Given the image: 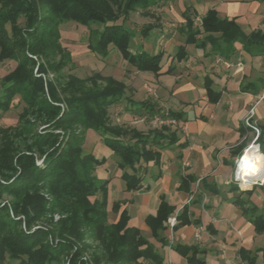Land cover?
<instances>
[{
  "label": "trees",
  "instance_id": "1",
  "mask_svg": "<svg viewBox=\"0 0 264 264\" xmlns=\"http://www.w3.org/2000/svg\"><path fill=\"white\" fill-rule=\"evenodd\" d=\"M157 1L0 0V64L7 60L15 62L0 78V111L10 110L15 98L22 105L16 124L0 126V197H11L9 205H0V264L16 259L19 264H85L80 258L90 247L84 241L85 235L105 250L98 252L95 248L91 252L92 264L113 259L126 264H144L143 260L168 264L141 230L128 224L129 215L125 209L120 210L121 202L111 204L118 216L109 222L106 183H99L95 175V168L105 160L85 150L83 143L87 130L95 131L117 155L119 166L132 170L122 176L126 187L134 190L140 187L141 178L136 164L141 159L158 161L159 150L178 140L176 131L167 125L142 132L113 124L108 107L128 99L125 83L99 71L85 77L62 75L72 56L60 42L59 28L65 21L83 25L88 28L87 47L97 57H106L113 47L137 70L159 74L162 53L132 52L134 32L126 24L131 12L148 15ZM21 17L23 24L19 23ZM185 26V43L203 46L209 39L214 49L220 51L222 47L230 49L234 41L240 40L248 48L254 44L263 48V33L245 34L233 18H220L215 9L206 11L200 27L194 26L188 16ZM149 29L151 25L146 24L140 32ZM200 33H207L201 41L197 39ZM211 33L219 35L214 37ZM184 54V46L180 45L175 56L180 59ZM48 72L56 74V79L49 80ZM206 87L211 94L209 83ZM213 95L214 102L218 93ZM136 103L144 110L142 114L156 112L146 101ZM166 114L180 117L174 111ZM257 142L264 154L263 132ZM186 181L182 180L181 187ZM261 189L264 196V182ZM253 190H243L248 196L235 198V202L255 230L264 232V209L249 203ZM171 211L172 207L162 199L156 215L146 218L152 235L162 244L166 240L159 236V231L166 229L164 223ZM53 212L63 216L56 221L46 218ZM177 218L180 224L188 221L186 208ZM37 221H45L47 228L32 229ZM174 249L186 255L189 264H205L197 257L200 250L196 246L176 244ZM256 251H262L264 258V247ZM244 254L245 250H241Z\"/></svg>",
  "mask_w": 264,
  "mask_h": 264
},
{
  "label": "crops",
  "instance_id": "2",
  "mask_svg": "<svg viewBox=\"0 0 264 264\" xmlns=\"http://www.w3.org/2000/svg\"><path fill=\"white\" fill-rule=\"evenodd\" d=\"M208 9H215L220 18H233L245 34H264V0H158L147 15L153 19L147 21L151 29L134 35L130 48L135 51L130 50L162 53L159 74L122 62L116 48L104 58L87 49L100 62L113 57L110 63L118 75H107L126 85L125 96L131 102H117L124 109L117 117L121 124H116L147 132L158 128L156 116L160 112L180 113L177 125L170 128L176 131L178 140L159 150L158 161L141 159L136 164L140 187H126L122 173L132 170L119 166L117 155L95 131L87 130L83 147L105 160L97 165L95 175L99 183H106L109 220L118 216L111 204L121 202L120 210L125 209L129 215L128 224L138 227L154 247H160L166 263L189 264L186 255L174 249V245L182 244L196 246L200 250L197 257L205 264H264L262 251H256L264 247V232L255 230L235 202V198H246L242 191L249 189L233 178L235 160L254 136L252 129L244 126L243 118L264 89V43L263 48L255 44L248 48L236 40L230 49L222 47L220 51L209 39L203 46L185 43L186 16L200 27ZM206 34H198L197 39L203 40ZM180 45L185 54L177 59ZM168 67L170 71L165 72ZM214 93H218V99L213 102ZM139 101L148 102L156 112L142 114L144 110L136 103ZM126 120L131 125L125 124ZM252 123L264 133V98L254 106ZM152 148L157 149L154 145ZM183 179L187 181L181 187ZM248 198L250 204L263 208L261 191L254 189ZM162 199L172 207L164 223L166 229L159 231L166 240L164 244L152 235L146 221L156 215ZM183 207L188 221L180 224L176 217L171 229L168 217L178 215ZM241 250H245L244 256Z\"/></svg>",
  "mask_w": 264,
  "mask_h": 264
},
{
  "label": "rangeland",
  "instance_id": "3",
  "mask_svg": "<svg viewBox=\"0 0 264 264\" xmlns=\"http://www.w3.org/2000/svg\"><path fill=\"white\" fill-rule=\"evenodd\" d=\"M151 19L152 18L148 17L147 15H142L140 13L131 12L130 19H129L130 21L127 22V25H129V28L134 32V35H138L140 33V28L142 26L146 25L147 21L153 20V19L152 20ZM23 22H24L23 17H21L19 20V23L23 24ZM154 22H156L155 19H154ZM59 28H60V42L62 43V45L66 49H68L70 51L71 56H72V62L69 63L68 66L63 68V70L61 71L62 75L72 73V74H75L79 77H85L87 75H90L93 71H99L102 75H105V76H111V75H107V74H113V73L118 75V73L115 70L116 68L114 67L115 65L110 63V62L114 61L113 57H110L108 59V62H100V61H98V59H95L94 54H92L89 50H87L88 47L85 45L87 43V36H88V28L87 27L80 25L74 21H65L59 25ZM132 40H133V38H132ZM133 43H135V40L133 41ZM130 49L135 51V49L133 47H131ZM115 52L119 55V58L122 62H125L127 65L132 66L130 63H128L126 60H124L122 58L119 51L116 50ZM116 57L117 56L115 54L114 59H117ZM14 65H15V62L10 61V60H7V61L1 63L0 64V78L2 75L7 73L8 71H10L14 67ZM127 65L125 67H127ZM35 71H36V68L34 69V72ZM47 78L49 80L50 79L51 80L56 79V74H52V73L48 72ZM124 79H126V78H124ZM13 104L14 105H13V107L10 108V110H8L4 113L3 112L1 113V111H0V126H8V125L16 124L17 115H18V112L20 111L22 105H18V101L16 98L13 100ZM118 104L119 103H114L108 107L109 119L112 123L114 122L113 124H116L117 122L118 123L122 122V121H118L117 117L119 115L121 116V114H122L121 112L124 108L120 104L119 105ZM165 116L168 117L169 115H167L165 113ZM143 122H145V120ZM125 124L131 125V124H129L128 121L125 122ZM156 125L159 128L165 124H159L157 121ZM144 126L146 127L147 123H145L143 125V127ZM167 126L172 128V126H174V125H167ZM42 127L43 126H41L40 128H42ZM251 141L252 140H250L248 145L251 143ZM257 143L258 142L256 140L254 142V144H257ZM255 147H257V146H255ZM243 151L241 152V154L243 153ZM38 163H40V161H38ZM235 169H236V163L234 164L233 172L235 171ZM252 182L253 181H250V185L247 187L243 186V188H248V189L254 188L255 190L261 191V193H263L262 189H261V184L264 182V177L261 181L258 179L255 182H253V183ZM97 195H99V193ZM44 196L47 199H49V196L47 195V193H44ZM10 199H11V197L9 195H7V194L2 195L0 197V205H3V204L9 205ZM263 209H264V205H263ZM10 214L12 216L11 210H10ZM60 216H63V215L56 213V212H53V213L47 214L46 218L52 219L53 221H56ZM19 217L22 220L24 219L23 215H20ZM111 221L113 222L114 220L111 218ZM111 221L109 220V222H111ZM21 226L23 229H25L24 223H22ZM37 227L47 228V225H46L45 221H37L34 223L32 229L37 228ZM51 241H54L56 243L58 241V239H51ZM84 241L90 247H88L86 249V251H84L82 253L80 258L83 261H85V264H92V261L90 259L91 258L90 257L91 252H93V250L95 248L97 249L98 252H105V250L103 249V246H101V244L99 242L92 240L87 235H85ZM155 249L158 252L161 251L160 247H155ZM143 263L144 264H151L150 261H147V260H143ZM6 264H19V260H17V259L11 260V261H8ZM103 264H126V262L113 259V260H105Z\"/></svg>",
  "mask_w": 264,
  "mask_h": 264
},
{
  "label": "built area",
  "instance_id": "4",
  "mask_svg": "<svg viewBox=\"0 0 264 264\" xmlns=\"http://www.w3.org/2000/svg\"><path fill=\"white\" fill-rule=\"evenodd\" d=\"M263 98H264V89L262 90L261 94L255 100L254 104L249 108L247 114L243 118L244 126L250 127L252 129L253 133H254V137H253L251 143L247 147H250L252 144H254V142L257 140V138H258V136H259V134L261 132L260 128L257 125L252 123V116L254 114V106H255V104H257L259 102V100H261ZM156 121H158L159 124H165V125H177V123H178V120L176 118L171 117V116L167 117L165 115L164 116L157 115L156 116ZM256 145H257V148L259 149V144L257 143ZM245 149H244V151H245ZM244 151H243V153H244ZM243 153L241 155H239L236 158V160H235L236 169L234 171L233 178H234V180L236 182H238V184H241L243 182V180L238 176V166H239V164H240V162L242 160ZM176 217H177V214H174V215L169 216L168 219H167V223H168V225H169V227L171 229L174 227V225L176 223Z\"/></svg>",
  "mask_w": 264,
  "mask_h": 264
},
{
  "label": "bare ground",
  "instance_id": "5",
  "mask_svg": "<svg viewBox=\"0 0 264 264\" xmlns=\"http://www.w3.org/2000/svg\"><path fill=\"white\" fill-rule=\"evenodd\" d=\"M256 144H252L247 147L243 153L242 160L238 166V176L243 180L242 186L247 187L250 185V181L262 180L264 175V154L257 149ZM247 157L252 171L245 174L244 171V159ZM248 182V183H247Z\"/></svg>",
  "mask_w": 264,
  "mask_h": 264
},
{
  "label": "clouds",
  "instance_id": "6",
  "mask_svg": "<svg viewBox=\"0 0 264 264\" xmlns=\"http://www.w3.org/2000/svg\"><path fill=\"white\" fill-rule=\"evenodd\" d=\"M244 171H245V174H248L252 171L251 165L249 164L247 160L244 162Z\"/></svg>",
  "mask_w": 264,
  "mask_h": 264
},
{
  "label": "snow or ice",
  "instance_id": "7",
  "mask_svg": "<svg viewBox=\"0 0 264 264\" xmlns=\"http://www.w3.org/2000/svg\"><path fill=\"white\" fill-rule=\"evenodd\" d=\"M246 160L248 161L247 157H245L244 162H245Z\"/></svg>",
  "mask_w": 264,
  "mask_h": 264
}]
</instances>
